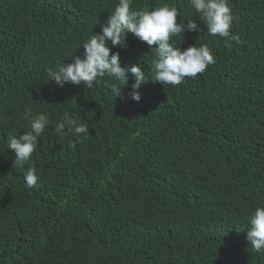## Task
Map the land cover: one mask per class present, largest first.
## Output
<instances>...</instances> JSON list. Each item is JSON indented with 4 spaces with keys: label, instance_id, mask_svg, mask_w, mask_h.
<instances>
[{
    "label": "trees",
    "instance_id": "obj_1",
    "mask_svg": "<svg viewBox=\"0 0 264 264\" xmlns=\"http://www.w3.org/2000/svg\"><path fill=\"white\" fill-rule=\"evenodd\" d=\"M117 3L0 0V264H264L246 240L247 217L264 204V0H229L241 41L232 48L207 35L189 0H133L138 11L175 6L177 23L193 18L199 31L173 42L207 44L215 57L180 85H143L140 103L130 88L115 98L107 76L91 88L49 82ZM113 51L152 79L154 56L133 34ZM39 113L49 124L13 167L7 134ZM64 115L89 134L59 136Z\"/></svg>",
    "mask_w": 264,
    "mask_h": 264
},
{
    "label": "clouds",
    "instance_id": "obj_2",
    "mask_svg": "<svg viewBox=\"0 0 264 264\" xmlns=\"http://www.w3.org/2000/svg\"><path fill=\"white\" fill-rule=\"evenodd\" d=\"M191 7L199 14L207 27V35L219 36L225 39V47L232 48L234 41L239 44L238 35L231 33L233 16L229 0H189ZM180 15L175 6L165 3L151 11L135 10L133 0H118L106 24L101 26L99 33H93L82 43V56L72 58V63L63 64L56 69H49V82H54L59 88L66 84L91 88L98 78L105 76L113 81L110 84L112 95L121 97L126 90L127 99L140 103L143 85L153 81L156 84L177 86L185 78H195L214 63L215 57L207 44L189 46L181 49L173 42V37L182 36L185 32H198L196 21L188 19L177 23ZM131 33L149 47L152 59V79L146 78L141 65L121 66L120 53L113 48L126 49L127 34ZM111 45V47L109 46ZM130 76L134 82L129 86ZM49 124L46 113H39L29 121V130L24 134L9 132L6 149L15 153L13 167L27 163L38 145V138ZM67 129V131H65ZM55 131L59 136L72 132L77 136L89 134L85 120L69 115L56 123ZM35 167H29L25 174L26 186L31 189L38 183L39 177ZM249 230L246 240L256 251L264 249V204H258L247 217Z\"/></svg>",
    "mask_w": 264,
    "mask_h": 264
}]
</instances>
